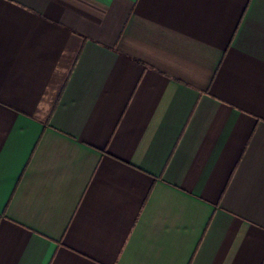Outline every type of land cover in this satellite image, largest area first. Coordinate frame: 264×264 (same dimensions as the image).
I'll return each instance as SVG.
<instances>
[{
	"label": "crops",
	"instance_id": "crops-1",
	"mask_svg": "<svg viewBox=\"0 0 264 264\" xmlns=\"http://www.w3.org/2000/svg\"><path fill=\"white\" fill-rule=\"evenodd\" d=\"M0 264H264V0H0Z\"/></svg>",
	"mask_w": 264,
	"mask_h": 264
}]
</instances>
